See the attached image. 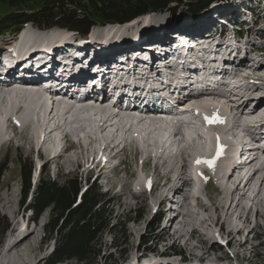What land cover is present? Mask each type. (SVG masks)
<instances>
[{
  "label": "rangeland",
  "instance_id": "1",
  "mask_svg": "<svg viewBox=\"0 0 264 264\" xmlns=\"http://www.w3.org/2000/svg\"><path fill=\"white\" fill-rule=\"evenodd\" d=\"M196 2H200V0L171 1L166 8L150 11L145 15H141L138 19L126 24H112L94 21L91 24L83 26H18V28L15 29V32L8 33L0 38V45L5 47L9 45V52L11 51V53H8L7 55L15 56L16 53L14 50L16 43H18V47V45L24 41L22 38H24L27 33H33L37 37L38 42L45 45L42 48L48 47V51L41 50L39 52L38 50L37 53L28 56V59L25 57L27 60H25L22 65L17 66L16 69L22 71L23 65L27 62L28 64L25 65L31 68L33 73L48 77L52 81L57 80L62 75L68 79L77 78V80L79 79L78 81L81 82L83 80L87 81L88 79H92V72L95 74L96 71H102L101 68L104 67L103 64H107L108 62L111 63L113 60L117 61V64L115 65L118 67L126 66L128 63H134L135 61L147 64V57L144 54H140V49L142 50L146 46L150 47V49H156L155 46L162 47L163 45H165L163 48L167 49V47L169 48L172 44H178L179 41H176L173 37L177 36L180 38L182 34L186 36L185 32L187 31H184V27H188L193 23H204L206 25L205 28L207 29H211L217 23H219V25L221 24V30L228 29L222 34L223 42L229 38L230 34L231 37H233L235 33L238 35L236 31L232 34V31L236 28L244 26V32L248 34H252L253 36L264 35V0H208L206 7L195 14L190 12L189 9L190 6ZM243 7L246 9H243ZM234 10L239 12L237 16L233 14L230 15V13H228L229 11L232 12ZM5 12H7V8L0 5V13ZM233 17L236 18L231 22H227ZM218 19L223 20L224 23L217 22ZM242 35H244V33H242ZM138 38L141 39V43H138ZM237 39H240V37L235 36L234 40ZM229 40L231 42L226 40L228 42V44L225 45L227 49L242 52L243 49L247 47L249 50L248 57H261L259 59H263V61H261L262 63L260 64V67L264 68V46L263 48H259V45L257 44L249 46V43H245L246 45H240L238 47L232 42V38ZM219 43L220 47L223 46L220 40L216 41L215 45ZM66 49L68 50L66 51ZM169 49L174 51V54L179 52V49H176L178 52L175 48ZM164 52L166 51L164 50ZM123 59H126L125 62L122 61ZM259 59L257 58L252 61H259ZM118 61H120V63ZM98 63L102 64L99 65ZM155 63L157 64L158 62L155 61ZM249 63V65H254L251 60ZM243 66L245 65H242L241 67ZM242 71L243 75H252L257 80L259 79V82L261 83L259 87L260 89L264 87V70L260 71L257 68L255 71L253 68V70H249V72L245 70ZM131 78L132 79L122 78L119 85H123L124 83H133L138 86L139 90L142 83H148V81L141 78V76ZM134 78L136 79L134 80ZM17 90L19 92H25V90L22 89ZM17 90H11L12 96L13 93L14 96L17 95ZM30 92L32 93L33 91L25 93ZM1 94H3V92H1ZM211 99L212 98L208 99L211 105L215 103H217V105L223 104L222 102L218 103L217 101L212 104ZM204 105H206V107L208 106L206 103ZM208 111L210 110L208 109ZM125 118L128 117L126 116ZM17 119L18 118H16V120ZM17 121L24 125L19 124V130H21L22 133L17 135L19 131H15L13 133L11 128H9L7 136L13 138L12 142H7L4 138L0 139V144L6 143L0 150V161L7 160V162H9L8 169L2 178L0 192V212L7 218L9 224L8 230L5 232L2 239H0V264H34L37 261H40L39 264H50L49 258L55 247L53 244L54 239L48 237L46 231L44 230L45 225L50 218V210H47L37 219V221L35 220L36 222H34V216L28 211L29 209L26 208V205L29 204L34 197L36 190L34 187L37 186L38 183L36 182H38L39 177H50L51 180L56 177L58 178V181L61 182V180H65L68 176L74 177L79 175L82 176L83 179L91 176L92 179H96L103 192L111 194L112 203L115 204V216L117 217V220H119V223H124V226L120 224L118 229L110 233L106 232L103 235L102 259L99 260L98 264H264V189L261 187L262 195L260 196L256 197L255 193L252 192L239 196V201L242 199L241 203L243 202L242 204L244 207L252 208L249 216L250 219L252 218L254 224L257 220H259V213L257 212L262 210L260 213L262 215L261 224L258 228L256 227V229H254L253 224L250 223H244L242 226L240 224L243 229L240 233L238 231L234 232V239L230 242V244L233 245V248L230 249L228 253H224L223 251L219 252L218 248L221 244H217L216 242L211 244L209 241H205V236L211 237L213 235L214 228H216H212V226L209 227L208 225V223L212 224V218H209V216H211L210 212L213 209V203L216 201L219 203L222 200V205L225 206L219 211V214L222 216L226 214L227 207L230 203L228 196L222 199L224 197V193L220 192L222 190L219 191L217 189L216 191H211V189L215 187L214 183L211 182L213 186L208 185L207 187V185H204V187H201L202 190L199 188L197 192L199 198H196V195L194 201H192V199L189 200L191 202L189 203V206L193 211L192 214L188 212L186 215L189 214L198 217V219L193 218L192 221L199 229V233L191 235L190 229L184 226L177 229L174 234V227H171L172 229L170 227L166 229L165 227L162 228L165 225L164 220H159L160 218L157 212L154 214L155 204L162 190V185L165 181L164 177L167 175L166 173L171 170L181 172L184 169L182 166L188 162V160H185V156L188 154L190 155L191 153H198L197 151L199 148L203 151L201 148L202 145L197 138L193 137L190 140L191 142L189 141L190 144L185 142L181 146V149L185 148L184 152H186L182 156H180V153L183 149H178V152H180L179 157H177L178 160H175V157L173 158V156L170 157L172 152H167L165 153L166 158H156L159 165H156L155 167L154 162H151L148 166H146L145 163H142L139 158L140 156H136V149V160L134 159V153L132 150L128 151L127 149L117 152H109L108 150L109 154H112V159L109 158L110 167H108V169H106L103 173V176L98 179L96 178L97 175H99L97 171L90 174L88 170H85L83 167L84 165H82V161L85 162V160L89 158L88 156L91 157L92 151L89 153L87 151L82 152L79 144L81 142L86 147L89 145L88 147L90 149H92V146H90L92 144H90V142L88 143V139L86 138V135H84L85 133L79 134L80 136L75 135V132L77 134L76 124L69 127V132L74 134L73 147L75 149L73 153L66 154L59 159L47 162V155H44L42 152L41 153L43 155L40 152L38 153V157L41 156L42 158L37 159V149L41 146L46 153H50L53 150L55 151V145L59 143V140L55 138V135L53 134L54 132L48 137H37V135H33V133H35V128L30 130L28 134L26 133L25 122H22L21 119H18ZM31 131H33V133ZM129 134V141L134 145L137 144L136 142L138 141L132 139V136ZM81 135L83 137H81ZM134 140L136 142H134ZM98 146L100 145H93V147L96 148ZM142 146L143 144L141 147ZM195 148L198 149L195 150ZM102 149L104 148L102 147ZM159 149L160 144L155 152L159 153ZM172 149H175V147ZM109 154L106 150L104 158H108ZM20 156L22 157V161H20ZM161 156L162 155L159 157ZM26 159L33 164L32 193L26 204L23 205L21 203V169L27 165ZM229 161L231 162L232 158H230ZM123 162H126L125 172L122 171L124 169V166L121 165ZM141 164L143 167H141ZM161 164L162 166L160 167ZM154 168L155 174L152 176ZM197 168L199 169L200 167L197 166ZM202 170L203 169L201 167L200 172ZM137 177L138 179L141 178L144 183L146 179H153V182L155 183L154 189L156 192L149 195L148 191L145 190L142 181L140 182V185L136 183L138 181ZM194 177L201 181V186L203 178L198 174H195ZM168 183H170V185L172 184V182ZM168 183L163 187V190L166 189L165 187H168ZM132 185H135L134 188L138 191V195L136 196L131 193ZM112 196L115 197V201ZM208 197L211 200H209ZM135 212H137V214ZM245 212L246 211L243 209L241 213ZM226 219H228V217ZM21 225L26 226L29 229H34V233L24 240L17 242L14 248L5 253V245L8 244L13 235L17 233V228ZM250 229H252V231H250ZM200 231L203 233L201 234V239ZM226 233L227 232L225 230V235ZM183 235L186 236L184 238H179ZM202 236L205 244H202ZM243 241L245 242L243 243ZM202 248L205 251L211 250V253L207 259L199 260L198 255L201 254ZM177 254H181V256ZM59 264L77 263L71 261Z\"/></svg>",
  "mask_w": 264,
  "mask_h": 264
},
{
  "label": "bare ground",
  "instance_id": "2",
  "mask_svg": "<svg viewBox=\"0 0 264 264\" xmlns=\"http://www.w3.org/2000/svg\"><path fill=\"white\" fill-rule=\"evenodd\" d=\"M243 9H246V8L243 7ZM243 9H241V10H243ZM237 10H239V9H237ZM237 10H234L232 12L229 11L228 13H230V15L233 14V15L237 16L239 13ZM235 18L236 17L230 18L231 20H228L227 22H231ZM217 22L224 23L223 20H219V19L217 20ZM220 25H219V23H217L211 29H207V28H205L206 25L204 23H193V24H190L188 27H184V31H187V32H185L186 36H183V38H181V39L177 36L173 37V38H175L176 41H180V42L183 41V42L187 43L186 49L190 48V45H194V47L196 49L194 50L193 55L189 56V60L191 62L186 61L187 55H183V56L177 58L174 63H172L171 61H166L164 63L165 65H162V63H160L161 66H157V65L155 66V64H156L155 60L158 57H162L164 54L163 51L166 50L163 48L165 45H163L162 47L161 46H155L156 49H150V47L146 46L142 50L140 49V54L146 55V57H147L146 59L148 60V62H147V64H143V62L138 63L137 61H135L134 64H132V67H133L132 74H136V68L137 67L141 68L139 70L141 78L146 79L148 81L147 84L144 83L145 88H143V89H146L147 92L162 94V98H165L163 91L165 94H168L170 89L175 90L177 92V95H179L178 96L179 98H181V97L192 92L191 84L195 83L197 80V77L201 78V76L200 75L199 76L189 75V73H188L189 70L192 71V70L199 69V68L202 69L203 71L211 70L215 75H218V77L220 79H223V76H219L220 74H228L230 69H232V66H237L240 61H244V60L246 61V59H247L246 58L247 47H245L242 52H239V51H236L233 49H231V50L227 49L226 46H225V49H223V46H221V47L219 46L220 43L215 45L216 41H219V40L222 42V44H224V43L226 45L228 44V42L226 41L227 39L224 42L222 40V38H223L222 34L225 33L228 29L221 30ZM206 30H210V31H206ZM235 36L239 37L235 33L233 35L234 39H235ZM22 39H24V41L20 45H18V47H16V49H15V52L19 54V55H17V58H16L17 60L10 61L7 64L8 67L15 65L16 62L20 58H24V57L27 58L28 56L37 53L38 50H40L43 46H45L43 43L38 42L37 37L33 33H27V35ZM187 39H188V41H187ZM194 42L196 44H194ZM184 46H185V44H184ZM176 47H178V46H176ZM172 48H174V47H172ZM67 50L68 49H66V51ZM136 58H138V57H136ZM258 58H261V57H258ZM199 59H202L203 62L200 61ZM125 60L126 59H123L122 61L125 62ZM109 61H111V60H109ZM113 61H111V63L108 62L107 64H103L104 67L101 68L102 69V72H101L102 75L108 74L106 76L111 77L114 74H121V76H118V77H122V78L135 77V75L127 76L125 71H123L120 67L115 65V64H117V61H114V62ZM82 62H84V61H82ZM97 62H99V61H97ZM118 62L120 63V61H118ZM101 64H99V65H101ZM171 66H173L176 69V71L170 72V74H171L170 77L177 79L178 84L170 85L167 77L164 76L162 73L164 70H167V68H169ZM51 67H52V65H51ZM97 67H96V69H97ZM88 69H89V67H88ZM57 73H58V71H57ZM204 75L209 76L210 73L204 72ZM240 76H242V75H240ZM4 78H6V77H4ZM72 78H73V76H72ZM134 80H135V78H134ZM216 82L221 83L223 85V87L228 89V92H230V93L234 89H236L235 86H232L229 83V77L228 76L225 77V81H223V82L216 81ZM134 83H136V82H134ZM240 83H244V82L241 81ZM259 84H261L259 82V79L258 80H252V81L250 80V81H246V83L244 84V87L246 88V91H247L248 87H251L254 89L255 88L259 89ZM242 85L243 84H241L239 87H242ZM21 86L25 87L24 85H20V87ZM88 87H90V89L97 88L99 90H102L103 83L101 82V80H99L95 83H92L91 85L88 84ZM208 88L210 90L220 89L219 87L215 88L212 85H209ZM36 89H41V87H37ZM258 89L256 90V92L258 91ZM121 90L122 89H117V91H121ZM10 92H12V91H10ZM3 93H5V92H3ZM25 94H26L27 98H26V104L24 106L20 105V102L18 100V96L17 95L14 96V93H13V96L10 95L7 97L6 105L2 106V104H0V139L4 138V139H6L7 142H12L11 138L7 137V132L9 130V128H11L13 131H19V129H20L19 124H22V123L21 122L19 123V121H17V120L21 119V121L25 122L24 124H26V127H25L26 133H28L30 130L35 128L34 129L35 133H33V131H31L33 133V135L35 134V136L37 135V137L44 136L41 127L45 126L46 128L49 129L48 136H50L51 133L54 132V133H56L55 135L57 136V137L55 136V138L58 139L59 141L64 136H65V138L69 139L70 135H71V132H69V127L72 126L73 124L74 125L76 124V131L85 133L84 135H86V138L88 139V143L90 142V144H92V145H90V146H92V149H90L88 147L89 145H87V147H86L81 142H80L81 145L79 144V147L81 148L82 152L87 151L89 153L90 151H92L91 156L93 154L95 155L97 152V148L93 147V145H95V144L97 145L100 143L102 145V147L104 149H100L101 151H104V150L108 151L109 150V152H114L119 147L120 143H119V140H117L118 136L115 135V132L121 131V133L123 135L124 133L122 130V126H119V124L117 125V123H116V124H108V126L105 127L104 125H105V123H107L106 120H104V121L98 120L95 122L94 120H92L91 118L88 117L90 115L89 112L93 111V109H91V108L85 109V111H83V113L82 112L72 113L70 115V118L75 116V119L70 121V122L67 121L66 116L64 117V116H57L56 115L55 117H53L50 120L44 118V122L41 125V123L39 122V120L37 118V116H38L37 112L38 111L44 112L45 115L47 116L48 112L50 111L49 112V115H50V113H51L50 103L40 93L38 94L37 92L36 93L30 92V93H25ZM243 94H244V98H242L243 99L242 104L245 105L248 102H250V100H247V98L245 97V91L243 92ZM254 95H256L257 99H258L257 105L264 102V90L258 92V94H254ZM165 99L167 100V97ZM201 99H204V98H201ZM231 100L232 99L229 95L223 96V102L225 101V103L231 104ZM123 102H127V101L123 100ZM90 103H92V102H90ZM140 104L142 106H146V104L143 102H141ZM206 104L208 105L207 109H209L210 111L207 113L205 111L206 105H204V111H205V114H207V116H205V117H207V119H208L209 118L208 114L211 115L212 113H218L222 116V122L218 125L214 122H211V124H209V127L212 128L214 131L210 133L208 140H207L206 147L205 148L201 147V148H202L203 152H206L208 154V156L213 155V156H215V158H217L213 164L212 169H210L209 171L214 175V177L220 178V180H221L220 190H222L221 192L224 193V197L222 199H224L226 196H228V198L230 199V203L227 207V211H226V214L224 216L219 214V211L225 207L224 205H222V200L219 203L217 201L213 203V209L210 212L211 216H209V218L210 217L212 218V220H211L212 224L208 223V225H209V227L212 226V228L218 227L221 230H224V231L226 230V232H227L226 235L228 236V238L230 239V242H231L235 236L234 232L238 231L240 233L242 231V229H243V227H241L242 224L251 223V219H250L249 214L251 213L252 208L251 207H244L242 204L243 202L241 204H239L238 196L246 195L249 192L255 193L256 197L262 195L261 188L264 189V163L260 164L261 162H259L258 160H251V161H249L248 164H246V166L242 169V171L239 175H236L233 178L230 177L229 179L225 180V178L227 177L225 175H227V174L231 175L230 172H231L232 165H231V162L229 161V159L230 158L233 159V156L236 152V149L238 148V145L236 142H234L233 140L226 137V134H227L226 130H227V128H229V129L232 128L234 130L239 131L240 128H244L246 126V127L256 128V131L259 133V132H261V129L264 128V113L259 114V112L257 110H255V112H253L249 116L250 119L248 118L247 120L243 119V115H242L241 116V122L242 123H238L239 124L238 128H236L237 127L236 123L233 125L232 118L228 116L226 104L225 105L224 104H222V105L218 104L217 105V104H213V102H212L213 105H211V103H209V102H206ZM59 107H61V104ZM197 107H200V106L197 105ZM101 112L108 113L107 110H103ZM84 115H86L87 118L83 117ZM16 118H18V119L16 120ZM129 119L133 120L130 117H128V118H125L124 122H128ZM142 122L143 121H141L140 123H142ZM155 124H161V123H160V121L152 120L149 123V127L151 125H155ZM255 124H258V126H255ZM93 125L95 127H93ZM103 132H106V137H108L107 140L104 139L103 137H100V134ZM128 132L132 134V139H135L136 141H138V142H136L134 140V142L137 143V144H135L136 156L139 157V156L143 155L145 158L144 163L146 166H148L153 161L154 154H152V152L154 151V149L156 148L157 145L159 146V144H157L158 140L160 141V139H161V138H159V136L160 135L163 136L164 133H162V131L160 130L159 135L154 136V135H152L151 131H147L148 133L144 134V136H142L141 134H139L137 127L130 128L129 130L125 131V133H128ZM154 132H156V129L154 130ZM245 132H246V135L248 137H251L250 136L251 134L247 133V131H245ZM258 133H256V136ZM178 134L175 135V138H177L180 135V134L179 135ZM75 135H78V134H76V132H75ZM186 135H187L188 139H192V134L190 131H188V128H186ZM28 137H29V135H28ZM81 137H83V136H81ZM157 138H158V140H157ZM115 140H117V141L114 142ZM1 142H3V141H1ZM132 142H133V140H132ZM41 144H43V143H41ZM142 144H143V146H142L143 148L141 147ZM245 144H247V143H245ZM161 145L163 147L162 142H161ZM176 145H177L176 143H171L169 146L166 147V151L176 147ZM158 146H157V148H158ZM223 148H224V150L222 151L221 149H223ZM179 149L182 150L183 148L182 149L179 148ZM184 149L181 151L180 156H182L183 154L186 153V152H184ZM196 149H198V148H195V150ZM199 149L197 151L198 153H196V154L201 155L202 151H201V149L200 150ZM117 151H119V149H117ZM39 152L40 153L42 152V147L39 148ZM87 152H86V154H87ZM61 155H62L61 151L56 155H50L47 158V162H51L54 159H59ZM88 157H90V156H88ZM174 157H175V160H177V157L176 156H174ZM160 158H162V156ZM88 162H90V159H88ZM156 162H158V160H156ZM166 174L167 175L164 178L166 179L167 182H172L173 185L169 184L170 186L168 185V187H165L166 188L164 190L165 195L163 197H161L159 201L156 202V206L158 205L159 208L165 204V201L171 200V198L174 195L175 190L179 186V182H180L181 178L185 179L186 182H188V183H190L192 181V180H190L189 176H187V173L185 172V168L181 172L171 170ZM175 177L177 180H174ZM162 178H163V176H162ZM243 179H246V183H245L243 189H240L239 187H240ZM137 180L138 181L136 183H138L139 185H140L141 181L143 182V180H141V178L137 179ZM200 182L199 181L197 182L196 187L194 189L189 190V193H191L193 195L192 201L195 200V197H196L197 192H198L199 187H200ZM143 184H144V182H143ZM138 188H139V186H138ZM239 192H241V193H239ZM131 193L133 194L132 191H131ZM235 194H237V197L235 196ZM185 198H186L185 201H188L190 199L189 197L188 198L185 197ZM232 204H233V207H232ZM170 209H172V208H170ZM231 209H232V211L230 214L229 212ZM243 209H244V211H246L245 213H241ZM243 214H247V216L245 217V215H243ZM227 215H230L228 217V219H226V217H225ZM185 217L188 219V221H186L184 223V226L188 227L190 229V234L194 235L195 233H199V229L196 227V224L192 221L193 218L198 219V217H196L195 215H189V214L186 215ZM235 217H236V219H235ZM171 221L172 220H170L169 223H171ZM169 223L165 227V229L167 227H171V225L169 226ZM240 224H241V226H240ZM176 231L177 230H175L174 234L176 233ZM250 231H252V229H250ZM16 232L17 233L13 235V237L8 242V244L5 245V248H4L5 253L8 252L10 249L14 248L15 245L17 244V242H20V241L24 240L25 238L31 236V234L34 233V229H29L26 226L21 225L19 228H17ZM201 234H203V233L200 231V239H201ZM185 236L186 235H183V236H180L179 238H184ZM167 238H169V237H167ZM202 244H205V241L203 240V236H202ZM210 253H211V250L205 251L202 248V252L200 255H198V259L199 260L207 259ZM39 262L40 261H37L34 264H39Z\"/></svg>",
  "mask_w": 264,
  "mask_h": 264
},
{
  "label": "trees",
  "instance_id": "3",
  "mask_svg": "<svg viewBox=\"0 0 264 264\" xmlns=\"http://www.w3.org/2000/svg\"><path fill=\"white\" fill-rule=\"evenodd\" d=\"M171 1L177 0H0V5L7 8V12L0 13V32L13 30L23 22L42 26H83L94 21L105 22L102 16L123 19L135 13L145 15L164 9ZM196 3L189 9L195 14L206 7L208 0ZM27 162L21 170L23 205L32 189V163ZM8 164L6 160L0 162V192ZM87 185L81 202L77 204L82 189L78 176H68L61 182L44 178L37 186L31 203L26 206L32 210L36 221L50 209V218L44 228L48 237L54 239L50 264L71 261L98 264L102 259L103 235L118 229L120 224L124 226L116 219L111 196L103 193L96 182L89 180ZM8 226L7 218L0 212V239Z\"/></svg>",
  "mask_w": 264,
  "mask_h": 264
},
{
  "label": "water",
  "instance_id": "4",
  "mask_svg": "<svg viewBox=\"0 0 264 264\" xmlns=\"http://www.w3.org/2000/svg\"><path fill=\"white\" fill-rule=\"evenodd\" d=\"M140 16H141L140 13H135V14L127 16L123 19L117 18V17L112 16V15L102 16V17H103V20L105 22H113V23H117V24H126V23H129L131 21L138 19Z\"/></svg>",
  "mask_w": 264,
  "mask_h": 264
},
{
  "label": "snow or ice",
  "instance_id": "5",
  "mask_svg": "<svg viewBox=\"0 0 264 264\" xmlns=\"http://www.w3.org/2000/svg\"><path fill=\"white\" fill-rule=\"evenodd\" d=\"M209 120H210V122H211V118H208ZM217 119H219L218 117H217ZM199 162H204V163H208L210 166H212V164H213V161H198V163Z\"/></svg>",
  "mask_w": 264,
  "mask_h": 264
}]
</instances>
